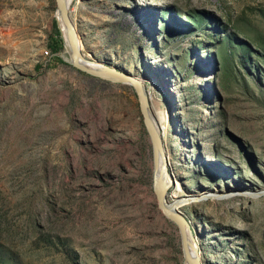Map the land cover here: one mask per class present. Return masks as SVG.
<instances>
[{"label": "rangeland", "instance_id": "rangeland-1", "mask_svg": "<svg viewBox=\"0 0 264 264\" xmlns=\"http://www.w3.org/2000/svg\"><path fill=\"white\" fill-rule=\"evenodd\" d=\"M68 11L85 61L150 95L200 264H264V0ZM53 21L54 0H0V264H183L132 87L52 53Z\"/></svg>", "mask_w": 264, "mask_h": 264}, {"label": "water", "instance_id": "water-1", "mask_svg": "<svg viewBox=\"0 0 264 264\" xmlns=\"http://www.w3.org/2000/svg\"><path fill=\"white\" fill-rule=\"evenodd\" d=\"M54 3H55V11L58 14V19L68 31L69 40L72 47V53L70 56L69 64L77 71L92 78L100 79L112 84H124L132 87L138 103V109L142 118V123L148 135L149 142L151 144L152 187H153V193L156 200L157 208L166 219L172 221L177 227L180 238L183 264H195L192 258L190 257V255L187 254V250H186L184 218L180 214L174 213L172 211H168L164 208L165 195L167 193L168 188L171 185V181L168 180L166 182V177H167L166 173L164 178L165 180H163L162 182L159 179L156 180L154 179L155 169H156V157L160 153V148L158 145V139H157L158 137L156 136L155 130L152 126V122L149 117V112L143 95L140 81L124 71L117 70L120 75L119 77L114 78L111 76L101 74L97 71H94L88 68L86 65L82 64V61L85 59L80 52V48H81L80 39L75 29V26L73 25L72 20L70 19L68 12V5H66L65 0H54ZM55 25L60 34L58 21L56 18H55ZM161 155L163 157L162 159H163V167H164V163L166 162V159L163 153H161ZM163 167L160 168V172L163 171L164 169Z\"/></svg>", "mask_w": 264, "mask_h": 264}, {"label": "bare ground", "instance_id": "bare-ground-1", "mask_svg": "<svg viewBox=\"0 0 264 264\" xmlns=\"http://www.w3.org/2000/svg\"><path fill=\"white\" fill-rule=\"evenodd\" d=\"M71 1L72 0H65L66 5H69V3ZM55 18L58 21L60 34H62L61 36H63V42L65 41V48L61 52V56H63L64 58H66L69 61L71 53H72V47H71V44H70L68 31L64 27V25L60 22V20L58 19V14L56 13V11H55ZM82 64L86 65L88 68H90V69H92L94 71H97V72H99L101 74H104V75H107V76H111V77L116 78V77H119V75H120L117 70H113V69H110V68H107V67H104V66H97V65H95L93 63L86 62L85 60L82 61ZM140 83H141L143 95H144V98H145V101H146V105H147V108H148L149 117H150V120L152 122V126H153V128L155 130L156 136L158 137L157 138L158 139V145H159V148H160V153L156 157V169H155L154 179L155 180L159 179L162 182L163 180H165L164 179L165 178V173L167 174V172L169 171V168L171 167V164L169 163L168 158L166 159L165 149H164V146H163L164 144L162 143L163 142V140H162V128L159 126V118L157 116V113L154 114L152 112V108H154L153 104H152L153 102H151L150 95L148 97V93H147V90L144 88L143 82L140 81ZM149 100H150V104L151 105H149ZM161 153H163V155L165 156V159H166V162L164 163V167H163V159H162L163 157H162ZM168 163H169V165H168ZM162 167L164 168L163 169L164 172L162 171L163 173L160 172V168H162ZM167 177H168V175H167ZM167 177H166V179H167ZM242 193L243 192H241V191L240 192L239 191L230 192V194H228V196L225 195V198H228L230 196L231 197L232 196H239L240 197V196L243 195ZM199 196H201V200L210 199V197H211V196H207L206 194H201ZM245 196H247V194ZM248 197H251V196L248 195ZM211 199H221V196H213ZM189 201H190V199H185V198H182V197L175 198L174 204L171 206V205L167 204L166 200H164V208L166 210H168V211H172L174 213H178L184 218V216L182 215L183 213H182L181 209L183 207H185L186 205H188L190 202H193V200L190 201V202ZM184 229H185V239H186L187 254L190 255V257L192 258V260L194 261L195 264H200V259H199V256H198L199 254H198V249H197V244H196V241H195V237H194L193 232H192V230H191V228L189 226V223L186 222V221H185V224H184Z\"/></svg>", "mask_w": 264, "mask_h": 264}, {"label": "trees", "instance_id": "trees-1", "mask_svg": "<svg viewBox=\"0 0 264 264\" xmlns=\"http://www.w3.org/2000/svg\"><path fill=\"white\" fill-rule=\"evenodd\" d=\"M59 31L56 28L55 22H52L51 35L49 36L48 47L52 53H57L63 47H65V41L63 42V36L60 37Z\"/></svg>", "mask_w": 264, "mask_h": 264}]
</instances>
